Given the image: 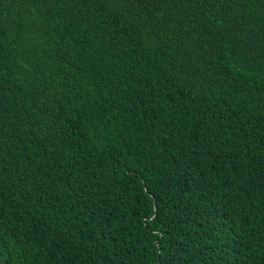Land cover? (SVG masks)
<instances>
[{
  "label": "trees",
  "instance_id": "1",
  "mask_svg": "<svg viewBox=\"0 0 264 264\" xmlns=\"http://www.w3.org/2000/svg\"><path fill=\"white\" fill-rule=\"evenodd\" d=\"M0 264H264V0H0Z\"/></svg>",
  "mask_w": 264,
  "mask_h": 264
}]
</instances>
